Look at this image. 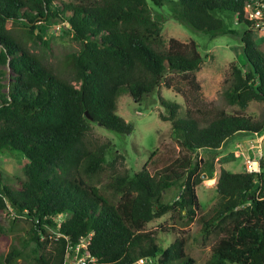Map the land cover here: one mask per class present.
Segmentation results:
<instances>
[{
	"label": "trees",
	"instance_id": "trees-1",
	"mask_svg": "<svg viewBox=\"0 0 264 264\" xmlns=\"http://www.w3.org/2000/svg\"><path fill=\"white\" fill-rule=\"evenodd\" d=\"M245 1L0 0V150H17L24 158V178L16 186L0 170V212L12 214L8 228L17 217L27 223L14 234L17 244L9 243L1 254V264L22 257L62 264L66 245L88 234L90 264H128L144 256L157 264H193L183 235L162 246L144 229L166 212L180 225L196 220L203 235H218L201 264H264V160L258 171L218 166L216 201L203 212L195 191L202 172L212 176L211 160L196 156L198 149L215 151L236 133L264 131V111L258 117L241 111L251 100L264 103V52L253 37L257 25ZM157 8L192 31L237 34L242 62L229 63L220 91L223 102L237 108L193 104L179 115L180 103L156 92L165 111L158 115L169 121L183 152L169 162L156 161L153 171L145 161L130 172L113 171L101 183L108 142L87 140L91 122L128 134L133 125L116 112L118 95L127 93L139 103L161 82L168 84L166 72L198 85L197 44L164 40ZM51 21L79 43L64 55L67 77L27 46L41 40ZM3 66L10 70L5 83ZM150 156L153 151L147 162ZM172 186L176 196L166 201L162 194Z\"/></svg>",
	"mask_w": 264,
	"mask_h": 264
},
{
	"label": "rangeland",
	"instance_id": "rangeland-1",
	"mask_svg": "<svg viewBox=\"0 0 264 264\" xmlns=\"http://www.w3.org/2000/svg\"><path fill=\"white\" fill-rule=\"evenodd\" d=\"M156 10L163 17L160 34L164 40L174 37L182 42H188L192 39L197 44L202 55L199 67L193 71L198 85L191 86L187 77L180 73L166 72L165 80L168 84L161 82L155 92L144 96L139 103L133 102L127 93L118 95L116 112L133 125V129L128 134H118L91 122L87 140L91 144L108 142L104 172L99 177L101 183L105 182L113 171L128 169L130 172L138 169L145 161L146 167L153 171L157 166L156 161L162 159L163 163H166L183 152L172 137L169 121L160 119L158 115L159 112L165 111L156 99V92L164 98L179 102V115L183 114L186 107L193 104H209L223 107L227 111L237 108V106L225 104L220 94L229 63L242 62L237 34L208 35L207 32L192 31L169 17L163 8ZM6 26H11V21H7ZM234 26L233 23L232 27ZM42 29L41 40L27 41V46L30 50L38 53L57 72L67 77L69 70L64 65V55L78 49L79 43L68 34L62 33L56 22L51 21ZM253 37L257 46L264 52L263 30L261 28L254 29ZM3 69L1 80L5 83L10 70L5 66ZM241 111L258 117L264 111V103L251 100ZM258 147L262 153L260 160L263 161L264 131L259 135L236 133L225 140L215 151L205 148L196 151V156L210 159L212 163V176L207 177L205 172H202L204 175L195 186L199 212L205 211L216 201L215 180L218 166H223L230 171L245 170L244 159L247 153L254 152ZM151 151H153V156H150L152 159L147 162V156ZM0 170L4 174L5 182L16 186L17 182L24 178V158L17 150L1 149ZM176 192L175 186L165 189L162 194L163 199L171 200L176 196ZM11 217V213L5 215L4 212H0V223L4 227V235L0 237V256L7 250L9 243L17 244L14 234L19 235L21 229L27 226L21 217H17L15 225L8 228ZM198 226L199 223L196 220H192L186 225H180L170 219L169 212H166L147 221L144 229L152 230L155 233L156 241L162 246L167 245L176 233L183 235L185 239L184 251L193 257V264H201L208 256L210 246L218 235L214 232L203 235ZM47 229L48 231L52 230L48 226ZM29 246L31 245H27L26 248L29 249ZM15 264H34V262L28 257H22L18 258Z\"/></svg>",
	"mask_w": 264,
	"mask_h": 264
},
{
	"label": "built area",
	"instance_id": "built-area-1",
	"mask_svg": "<svg viewBox=\"0 0 264 264\" xmlns=\"http://www.w3.org/2000/svg\"><path fill=\"white\" fill-rule=\"evenodd\" d=\"M245 10L248 18L254 19L257 27L261 28L264 32V0H246ZM261 152L259 147L256 148L255 153H247L244 159L245 171H258L259 159ZM89 234L82 237L78 242L74 244H67L63 257L62 264H90L94 257L91 256L87 249ZM128 264H157L154 257L144 256L137 257L130 261Z\"/></svg>",
	"mask_w": 264,
	"mask_h": 264
},
{
	"label": "water",
	"instance_id": "water-1",
	"mask_svg": "<svg viewBox=\"0 0 264 264\" xmlns=\"http://www.w3.org/2000/svg\"><path fill=\"white\" fill-rule=\"evenodd\" d=\"M84 113H85V116H86L87 118H90V115H89L86 111H85ZM203 175H204V173L201 174V176H203Z\"/></svg>",
	"mask_w": 264,
	"mask_h": 264
}]
</instances>
